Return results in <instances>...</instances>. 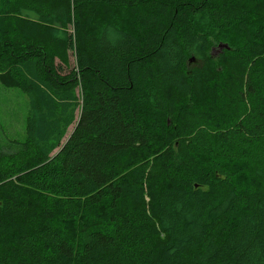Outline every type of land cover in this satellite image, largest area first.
I'll return each mask as SVG.
<instances>
[{"label":"trees","instance_id":"1","mask_svg":"<svg viewBox=\"0 0 264 264\" xmlns=\"http://www.w3.org/2000/svg\"><path fill=\"white\" fill-rule=\"evenodd\" d=\"M0 85V264H264V0H0Z\"/></svg>","mask_w":264,"mask_h":264},{"label":"rangeland","instance_id":"2","mask_svg":"<svg viewBox=\"0 0 264 264\" xmlns=\"http://www.w3.org/2000/svg\"><path fill=\"white\" fill-rule=\"evenodd\" d=\"M219 43L222 44L220 45ZM219 43L212 49L214 56L225 48H229L227 43ZM69 52L71 53L72 51L69 50ZM190 58H192L190 63H195L192 61L195 57L191 55ZM72 59L73 55H71ZM77 95L79 96L78 92ZM30 116L31 107L28 95L20 89L5 88L0 85V149L19 155L21 162H26L28 159L26 155L24 156L20 152L22 150V142L26 139V127ZM70 131L71 127H69L67 133H70ZM153 165L154 162L148 163L149 167Z\"/></svg>","mask_w":264,"mask_h":264},{"label":"water","instance_id":"3","mask_svg":"<svg viewBox=\"0 0 264 264\" xmlns=\"http://www.w3.org/2000/svg\"><path fill=\"white\" fill-rule=\"evenodd\" d=\"M220 45L222 44V43H219ZM225 46H226V44H225ZM190 59H192V58H190Z\"/></svg>","mask_w":264,"mask_h":264}]
</instances>
